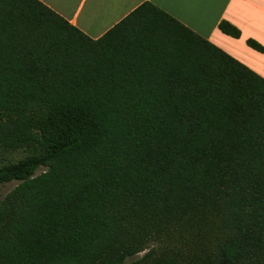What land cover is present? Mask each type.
<instances>
[{
  "label": "trees",
  "instance_id": "trees-1",
  "mask_svg": "<svg viewBox=\"0 0 264 264\" xmlns=\"http://www.w3.org/2000/svg\"><path fill=\"white\" fill-rule=\"evenodd\" d=\"M10 181L0 264H264V78L147 1L91 38L0 0Z\"/></svg>",
  "mask_w": 264,
  "mask_h": 264
},
{
  "label": "crops",
  "instance_id": "crops-1",
  "mask_svg": "<svg viewBox=\"0 0 264 264\" xmlns=\"http://www.w3.org/2000/svg\"><path fill=\"white\" fill-rule=\"evenodd\" d=\"M91 38H97L143 1L150 2L181 24L264 78V0H39ZM227 21L239 30L231 37L218 28Z\"/></svg>",
  "mask_w": 264,
  "mask_h": 264
},
{
  "label": "rangeland",
  "instance_id": "rangeland-1",
  "mask_svg": "<svg viewBox=\"0 0 264 264\" xmlns=\"http://www.w3.org/2000/svg\"><path fill=\"white\" fill-rule=\"evenodd\" d=\"M23 151H17V152H13L11 153L10 155H8V158L9 159H12V160H15L21 156H23ZM43 168L40 167L38 169H36L35 173L34 174H37L39 173ZM16 184V181H10V182H6L4 184L1 185L0 187V193L3 195L5 194L7 191H9L14 185ZM143 253L142 252H139L137 255L133 256V257H130V258H127L124 262V264H127L129 261L131 260H134L135 258H137L138 256H140L141 254Z\"/></svg>",
  "mask_w": 264,
  "mask_h": 264
}]
</instances>
